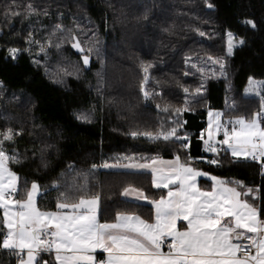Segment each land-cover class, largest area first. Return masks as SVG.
<instances>
[{
    "label": "trees",
    "instance_id": "1",
    "mask_svg": "<svg viewBox=\"0 0 264 264\" xmlns=\"http://www.w3.org/2000/svg\"><path fill=\"white\" fill-rule=\"evenodd\" d=\"M10 3L0 0V132L12 128L20 133L6 147L15 148L22 163L10 166L18 173L20 185L25 179L28 186L36 180L47 191L38 198L42 210L55 211L61 192H67L70 199L99 194L102 222L113 221L117 212L150 219L151 206L123 199V189H141L149 199L160 198L165 190L155 189L147 172L106 169L103 164L174 157L179 145L174 149L142 137L133 139L129 133L158 131L166 114L156 105L174 109L184 103V87L195 92L201 74L192 64L206 69L203 99L196 102L190 95L195 112L182 117L192 157L211 158L197 140L209 106L225 113V119L250 116L258 109L259 99L247 95L245 89L250 76L264 81V0H16L19 7L14 10L22 15L6 19L4 11ZM29 3L39 11L31 20L23 14ZM207 3L213 7L209 9ZM249 19L256 22V28L243 23ZM58 23L65 31L57 36L77 35L86 54L87 39L92 34L98 38L99 55L93 50L88 66L71 42L58 50L53 37V44L48 45ZM228 31L234 33L236 44L232 56L226 55ZM29 32L48 48L47 56L39 53L38 45L25 51L30 47L26 43ZM12 47L21 49L15 60L8 54ZM209 56L225 58L226 75L219 74L218 64L215 76L207 71L213 68ZM37 59L39 65L34 63ZM149 64L145 88L154 98L146 102L140 85L142 69ZM185 72L190 74L185 76ZM81 115L88 118L78 119ZM125 156L136 159H121ZM220 156V166L206 162L195 166L224 180L242 181L247 187L264 182L258 163L244 158L234 162L230 153ZM210 184V179L200 178L203 188ZM0 264H16L15 258L0 250Z\"/></svg>",
    "mask_w": 264,
    "mask_h": 264
},
{
    "label": "snow or ice",
    "instance_id": "2",
    "mask_svg": "<svg viewBox=\"0 0 264 264\" xmlns=\"http://www.w3.org/2000/svg\"><path fill=\"white\" fill-rule=\"evenodd\" d=\"M16 0L5 8L6 19L22 15ZM211 9L213 5L207 3ZM26 19L31 20L39 11L32 3L27 5ZM44 15H48L47 12ZM243 23L256 28L254 20ZM65 31L62 24H56L48 39L59 50L61 45L71 42V48L81 54L84 66L90 64V53L99 55V40L92 34L87 39V53L83 41L77 35L65 38L57 33ZM203 37L204 32H199ZM226 55L232 56L234 33H226ZM25 51L31 52V45L39 46V53L48 55L44 43L29 32ZM240 45L244 40L238 41ZM21 49H8L9 57L15 60ZM38 53V54H39ZM213 65L210 71L216 75H226V60L223 57H208ZM188 61L186 60V63ZM34 63L40 64V60ZM152 65L143 67L144 82L140 93L147 102L154 98L146 90L148 72ZM191 68L201 74V83L192 93L184 87L185 100L182 106L170 109L165 106L158 111L166 115L160 122L159 130H134L129 134L133 139L144 138L155 144L165 146L179 145L172 160L163 161L159 156L145 163L104 162L106 169H151L152 185L156 189H167V195L160 199H149L138 188L126 187L122 195L133 196L137 201L147 200L151 204L150 219L140 215L117 212L114 222H100V195H79L70 199L67 192H61L55 204V211L42 210L38 198L47 195L42 186L33 180L28 186L25 179L20 185V177L10 165L21 164L22 159L15 148L9 149L6 143L14 144L20 135L12 128L0 132V250L15 257L16 264H264V182L256 188L247 187L242 181H229L198 169L197 163L206 162L210 166H220L221 153H230L234 162L243 157L260 165L264 177V81L249 77L247 95L259 99L258 109L250 116L239 115L225 119V113L210 106L207 110V125L197 137L202 144L203 153L211 158L190 155V136L188 135L184 114L195 112L189 96L198 102L203 99L204 74L206 69L192 64ZM190 72H185L188 76ZM87 119L86 115L77 117ZM183 133V134H182ZM222 135V139H218ZM11 153V154H10ZM183 153H188L182 158ZM121 159L134 161V156ZM141 159H146L141 157ZM159 165V166H158ZM47 165H45L46 167ZM71 167V166H70ZM97 166L93 165L95 169ZM198 177L211 180L209 189L201 188ZM58 189V186L53 185ZM260 204L257 205L256 201ZM151 220V222H150ZM183 222V223H180ZM167 246V251L164 246Z\"/></svg>",
    "mask_w": 264,
    "mask_h": 264
},
{
    "label": "crops",
    "instance_id": "3",
    "mask_svg": "<svg viewBox=\"0 0 264 264\" xmlns=\"http://www.w3.org/2000/svg\"><path fill=\"white\" fill-rule=\"evenodd\" d=\"M220 111V110H219ZM221 112V111H220ZM206 125H207V113H206V124H205V127H206ZM204 127V128H205ZM218 139H222V136H219L218 137ZM163 161H169V160H172L174 157H172V158H163V157H160ZM241 158H243V157H241ZM146 162V161H145ZM145 162H127V163H141V164H143V163H145ZM127 163H123V164H127ZM159 166V165H158ZM114 169H118V170H124V171H133V172H147V173H149L150 175H151V183H152V174H151V169H125V168H114ZM200 178H204V177H198L197 178V183H198V185L201 187V188H203L201 185H200ZM208 179H210V178H208ZM153 186V185H152ZM127 187H133V186H127ZM210 187H211V184H210ZM210 187H208V188H204V189H209ZM133 188H135V187H133ZM156 189V188H155ZM161 189H163V188H161ZM124 190V189H123ZM165 190V193H164V196H166L167 195V189H164ZM122 193H123V191H122ZM122 193H121V196H122V198L123 199H125V200H127V201H132V202H137V203H142V204H146V205H149V206H151V204L150 203H148V201L147 200H140V201H137L136 199H135V197H133V196H129V197H124L123 195H122ZM158 199H160V198H158ZM157 199V200H158ZM258 202H259V200H257L256 201V203H257V205H258ZM127 214H134V213H127ZM136 215H138V214H136ZM142 217V216H141ZM142 218H144V217H142ZM98 219L100 220V218H99V213H98ZM115 220V219H114ZM114 220L113 221H110V222H114ZM100 222H102V221H100ZM150 222H151V220H150ZM103 223V222H102ZM180 223H183V222H180Z\"/></svg>",
    "mask_w": 264,
    "mask_h": 264
},
{
    "label": "built area",
    "instance_id": "4",
    "mask_svg": "<svg viewBox=\"0 0 264 264\" xmlns=\"http://www.w3.org/2000/svg\"><path fill=\"white\" fill-rule=\"evenodd\" d=\"M260 166V165H259ZM164 250L167 251V246L165 245L164 246ZM13 256V255H12ZM14 257V256H13ZM15 258V257H14Z\"/></svg>",
    "mask_w": 264,
    "mask_h": 264
},
{
    "label": "rangeland",
    "instance_id": "5",
    "mask_svg": "<svg viewBox=\"0 0 264 264\" xmlns=\"http://www.w3.org/2000/svg\"><path fill=\"white\" fill-rule=\"evenodd\" d=\"M75 51H76V50H75ZM214 110L219 111V110H217V109H214ZM204 178H208V177H204Z\"/></svg>",
    "mask_w": 264,
    "mask_h": 264
}]
</instances>
